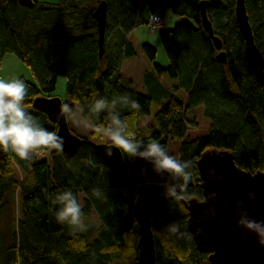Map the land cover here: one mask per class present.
Here are the masks:
<instances>
[{
  "label": "trees",
  "instance_id": "trees-1",
  "mask_svg": "<svg viewBox=\"0 0 264 264\" xmlns=\"http://www.w3.org/2000/svg\"><path fill=\"white\" fill-rule=\"evenodd\" d=\"M102 1L107 4V24L100 55L93 13ZM202 1L144 0L143 5L142 0H34L30 7L19 0H0V61L13 53L29 68L33 81L19 77L28 85L23 107L48 131L57 132L58 125L34 109L32 101L57 96L54 92L61 76L66 78L64 104L73 109L68 121L77 107L93 125L108 126L111 111L126 121L137 140L159 142L166 149L169 140L186 136L188 110L204 105L210 131L182 141L179 147L178 159L193 164L185 199L177 201L167 195L168 187L177 181L167 172L158 178L151 160L124 156L135 184L152 181L166 185L152 219L157 264H182L186 258L191 264H211L187 227L185 206L190 198L203 197L197 161L206 150H229L241 169L253 173L264 169V83L254 76L236 19V0H205L214 33L227 54L225 61L217 58L220 50L202 25ZM245 5L255 43L264 55V0H245ZM167 10L178 16L173 28L159 31L169 64H157V49L149 43L141 45L151 63L146 73L150 85L142 93L120 75L123 59L136 55L128 35L135 27L148 25L151 16L164 21ZM180 90L186 92V99ZM126 95L139 101L138 111L122 104L119 98ZM102 97L116 99V107L97 115L90 110ZM153 100L162 103L154 113ZM150 114L154 122L143 125L142 117ZM70 129L85 140L71 155L41 150L48 152V159L33 156L21 160L0 150V213L6 211L10 218L0 233V264H138L139 225L133 212L136 190L114 181L94 146L102 143L101 135L92 129L88 135ZM93 189H99L101 195L94 196ZM62 190H71L78 200L84 194L82 217L91 210L98 214L103 228L92 240L72 231L68 224L56 222L53 199ZM17 195L20 218L14 220ZM174 224L180 225L183 235L169 232Z\"/></svg>",
  "mask_w": 264,
  "mask_h": 264
},
{
  "label": "water",
  "instance_id": "water-1",
  "mask_svg": "<svg viewBox=\"0 0 264 264\" xmlns=\"http://www.w3.org/2000/svg\"><path fill=\"white\" fill-rule=\"evenodd\" d=\"M22 5L34 6V0H19ZM207 1L200 3L201 22L210 34L216 48L217 58L226 60L222 40L214 33L207 15ZM236 19L245 38L246 51L250 58L255 78L264 83V55L258 49L249 21L245 0H236ZM99 30L100 55L104 51V35L107 24V4L102 1L93 13ZM63 99L59 96H39L32 101V107L45 113L50 121L58 125L57 134L63 138L62 151L74 154L85 140L74 134L68 118L58 115ZM111 169L114 181L119 186L136 190L133 212L139 225L138 264H157L156 244L153 233V215L163 196L166 185L148 181L135 184L129 174L125 158L118 149L106 155L104 143L94 144ZM52 152L57 150L52 149ZM202 180L203 197L190 198L185 202L188 210L187 227L197 248L208 254L211 264H264V246L257 242L253 232L238 225L242 213L257 221H264V169L251 172L241 169L229 150L208 149L197 161ZM215 193L213 198L212 194ZM254 194V199L249 198ZM238 201L242 203L238 204Z\"/></svg>",
  "mask_w": 264,
  "mask_h": 264
},
{
  "label": "clouds",
  "instance_id": "clouds-1",
  "mask_svg": "<svg viewBox=\"0 0 264 264\" xmlns=\"http://www.w3.org/2000/svg\"><path fill=\"white\" fill-rule=\"evenodd\" d=\"M28 93V85L23 79H13L6 82L0 79V150L14 153L21 160H30L34 154L41 150L62 151L63 138L54 131H48L42 127L37 119L23 107V101ZM122 104L133 110H139V101L129 99V96L119 98ZM116 107V99L109 101L107 98L95 100L91 112L99 115L101 110ZM73 109L69 104L62 103L58 115L68 118ZM110 123L92 125L91 129L104 138L106 155L111 156L113 149H118L121 156L140 157L151 160L157 173L167 172L176 184L168 187L167 195L173 200L186 198L187 187L192 180V173L188 171L192 161H185L169 154L164 145L159 142L143 143L137 140L133 133L128 131L127 123L118 115L109 112ZM78 123V122H77ZM144 148L141 151V148ZM91 163V161H86ZM92 194L99 197V189H93ZM215 193L212 194L213 198ZM249 198L254 199V194L249 193ZM238 204L242 201H238ZM53 204L57 205L54 217L57 223L68 224L74 230H84L82 223V205L71 190H62L55 195ZM238 225L257 236V242L264 246V221H257L242 213ZM169 232L180 233V225L174 224Z\"/></svg>",
  "mask_w": 264,
  "mask_h": 264
},
{
  "label": "rangeland",
  "instance_id": "rangeland-1",
  "mask_svg": "<svg viewBox=\"0 0 264 264\" xmlns=\"http://www.w3.org/2000/svg\"><path fill=\"white\" fill-rule=\"evenodd\" d=\"M57 1V0H52ZM144 0H142V4L144 5ZM145 17H148V11L144 13ZM178 20V16L172 11L167 10L166 14L164 15V21L160 25L152 26V29L147 24H142L140 26H137L132 31V38L139 44L143 43H149L153 45L157 49V56L155 62L163 67L167 66L169 64L168 56L166 54V51L163 47L162 41L159 36V31L162 29H171L174 27L176 21ZM154 23V22H153ZM7 62L6 67L9 66L8 72L11 70V72H15L17 76H21L24 74L27 76L28 79L33 81V76L29 68L13 53H8L5 55ZM139 58V57H138ZM15 59V60H14ZM137 62H141L140 58L137 59ZM128 66H124V72L129 71ZM122 77V76H121ZM65 85H66V78L61 76L58 79L57 88L54 92L55 95L61 97L62 99L66 98V92H65ZM181 94V96L186 99V92L184 90H180L178 92ZM161 102L159 100H153L151 109L154 113L161 107ZM76 111L78 112V116H76ZM188 119V129L186 136L182 139H173L169 140L167 144V150L169 154L174 155L176 158L179 156V147L182 141L184 140H192L199 136L205 135L210 131V120L205 115V107L204 105H196L188 110L187 114ZM78 122V123H77ZM153 115H145L141 119V123L143 125H148L153 123ZM69 124L74 130H78L77 132L84 133L88 135V133L91 130V126L93 125L92 121L88 117H84L81 113V111L76 107L75 114L71 116L69 119ZM104 143V138L101 141ZM156 175L158 178L164 177V172L157 173ZM84 194H79V202L81 205H84ZM18 195L15 199V205L13 209V215L14 220H17L20 218V202H19ZM9 218V213L4 211L0 213V233H3L6 230V226ZM82 223L85 226V229L80 231L76 230L75 232H81L84 233L89 240H92L97 236V234L102 230L103 223L101 222L98 214L91 210L90 213L86 216L82 217ZM72 231L73 228L69 226ZM182 264H191L189 259H183Z\"/></svg>",
  "mask_w": 264,
  "mask_h": 264
},
{
  "label": "crops",
  "instance_id": "crops-1",
  "mask_svg": "<svg viewBox=\"0 0 264 264\" xmlns=\"http://www.w3.org/2000/svg\"><path fill=\"white\" fill-rule=\"evenodd\" d=\"M128 38L130 39V41L134 44L136 48V55L131 58L123 59L121 63V67H120V75L122 76L124 80L131 81L138 91L142 93H146L148 91V85H150V82L147 83L146 73L151 70V63L149 62L145 54L141 51L142 44L137 43L132 38V32L128 35ZM138 57L140 58L141 62H137V59H139ZM5 59L6 57L4 56L1 60V65H2L1 75L2 76L0 79H3L6 82H8L13 79H17L21 76H24L27 78V76H25L24 74H22L21 76L19 75L17 76V74H15V72H11V70L8 72L9 66L6 67L7 62L5 61ZM124 66H128L130 70L124 72ZM76 116H78L77 111H76ZM34 156L38 158L39 160H46L48 159L49 154L46 151H39L37 154H34Z\"/></svg>",
  "mask_w": 264,
  "mask_h": 264
},
{
  "label": "built area",
  "instance_id": "built-area-1",
  "mask_svg": "<svg viewBox=\"0 0 264 264\" xmlns=\"http://www.w3.org/2000/svg\"><path fill=\"white\" fill-rule=\"evenodd\" d=\"M154 22V23H153ZM161 23H163V20L161 17L159 16H151L149 18V27L152 29V26H156V25H160ZM1 70H2V65H1V61H0V78H1Z\"/></svg>",
  "mask_w": 264,
  "mask_h": 264
}]
</instances>
